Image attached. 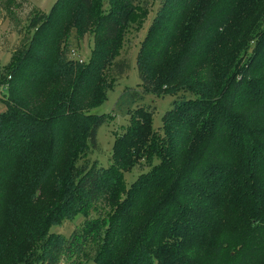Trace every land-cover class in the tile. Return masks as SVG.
<instances>
[{"label": "trees", "instance_id": "16d2710c", "mask_svg": "<svg viewBox=\"0 0 264 264\" xmlns=\"http://www.w3.org/2000/svg\"><path fill=\"white\" fill-rule=\"evenodd\" d=\"M203 1L161 0L135 56L141 90L126 88L115 102L130 120L107 166L94 155L101 152L97 129L108 114L93 112L92 102H102L127 74L130 56L118 54L131 17L149 9V0H102L106 9L96 16L95 0H55L25 28L9 16L18 39L0 112V154L8 156L7 174L17 177L0 203V264H155V258L156 264H264V0H216L207 12ZM6 2L0 11H10ZM196 15L203 16L164 79L165 85L180 82L183 92L165 110L161 134L152 125L153 106L142 100L163 92L156 62L171 58L170 48ZM160 27L162 47L154 49L148 37ZM90 29L91 56L80 61L69 38ZM233 41L247 46L249 57L227 75L212 105L219 90L213 60L223 49L232 54ZM200 59L202 79L191 74ZM63 160L68 163L60 168ZM136 160L152 163L105 228L97 230L100 220L87 217L68 235L50 231L106 205L120 164ZM49 180L58 204L42 220L30 206ZM158 242L163 259L155 257Z\"/></svg>", "mask_w": 264, "mask_h": 264}, {"label": "rangeland", "instance_id": "374dc122", "mask_svg": "<svg viewBox=\"0 0 264 264\" xmlns=\"http://www.w3.org/2000/svg\"><path fill=\"white\" fill-rule=\"evenodd\" d=\"M1 1L2 0H0V2ZM54 1L55 0H7L6 5L8 7L10 6L9 9L11 12L7 8H3V10L0 11V70L2 72V75L0 76V112L5 108L3 98L7 96L8 92L6 81L8 72L12 64L11 49L18 39L16 31H13L14 22L12 20L10 21L9 16L11 14L17 15L25 28L28 26L29 21H31L32 17H35V19L31 21L32 24H34L35 21L38 20L40 14L47 13ZM101 1L102 0H95V16L100 11H104L106 9L101 6ZM215 1L216 0H204L202 3V11L205 10V12H207L208 10H210ZM160 3L161 0H149V9L138 10L131 17V22L129 24V27L126 29L125 39L120 50L121 53L118 54V57L122 56V54L130 56V68L125 76L116 80L112 84L110 82L111 87L107 90L105 98L102 102L98 98L94 99L92 102L93 112H96L98 114H108V120L102 123L97 129L96 138L101 147V152L94 155V157L99 160V163L104 166H107L111 163L110 156L114 140L116 136L125 129L127 123L130 120L129 116L125 113L126 108L124 107L121 110H116L115 102L121 92H123L126 88L134 87L138 90H141V80L138 75L135 56L137 54V50H139L141 41L144 40L146 36L148 27L151 26L154 22L153 20ZM4 14H7L6 20L2 19V15ZM201 17L196 15L194 22H190L189 26L186 27L187 32H184L182 39L178 40L176 44L170 48L171 50L169 56L171 58H164L163 60H158L156 62V83L160 85V87L163 89V92L146 93L142 100V103H145V105L153 106L154 112L152 115V125L154 129H156L161 134L163 133L162 116L165 110L170 107L173 99L181 95L183 92L180 82H173L171 85H165L164 79L170 72L171 65L174 61L173 59H175L181 49L184 48L191 32L193 31L194 27H196V24L199 22ZM174 19L175 18L168 19V24L171 25ZM261 20L262 22H264V16L260 18L259 22ZM240 24L243 25L242 30H245L247 28L243 20L240 21ZM162 34L163 29L160 27L157 28V31H153L151 33V36L148 37L149 43L153 46L154 49L162 47V41H160L161 38H159V36H162ZM236 35L237 34L234 33V37ZM69 41L71 42V48L74 51L73 56L79 57L84 61H88L90 59L91 48L93 45L92 29H90L82 36L72 32ZM235 42L236 41H233V43ZM231 46H233L232 54L230 53V51L225 52V50L223 49L215 55V58L213 60V62L216 64V70L212 71L214 73L215 81L217 83V87H219V90L217 94L214 95L212 105L217 104V97L219 96V94L221 93V89L225 85V79L227 75L232 72L236 64L237 66L242 65L249 57L247 46L242 48L237 42ZM151 50L153 51V49ZM231 59H233V62H231ZM220 62L224 63L225 71L223 72H221L223 65L219 67ZM202 63L203 59L198 60L195 63V67L193 68V70H191V74L195 78L202 79L206 74V69H203L204 66H202ZM229 63L231 64L230 67H228ZM138 102L140 103L139 100ZM6 158L8 159V156L0 154V203H4L8 198L7 194L9 191L7 185H10V187L12 185L13 187V183L15 182L14 176L17 177V174H14V176H11V174H7V169H5L4 165V160H6ZM156 161L157 159H154V162ZM67 163L68 160H63L60 162L59 167L63 168L67 165ZM151 163V160H136V162H133L131 164H120L122 174L120 175L119 181L115 185L116 187H114L112 194L110 195V201L106 205L100 203L98 206L85 209L79 212L71 222H66L63 225L58 226H50V231L60 232L64 235H68L73 225H80L84 218L87 217H97L98 220H100L97 230L105 228L109 221L110 215L126 196L128 188L131 186L134 180H136L139 176L143 175L146 171L149 170ZM159 196L160 194H157L155 199H157ZM57 204L58 196L53 187L52 180H49L43 186L42 190H39L36 193L35 202L30 206V210L32 214L38 216L43 220L44 218H46V216L53 213ZM98 215H100V217H98ZM130 240L131 236H129L127 242H129ZM153 249L155 252V257H161L163 259L162 253L164 251V245L159 242L155 243ZM157 261L160 260L158 258H155V264ZM84 264L94 263L92 260H88Z\"/></svg>", "mask_w": 264, "mask_h": 264}, {"label": "built area", "instance_id": "2783aa9c", "mask_svg": "<svg viewBox=\"0 0 264 264\" xmlns=\"http://www.w3.org/2000/svg\"><path fill=\"white\" fill-rule=\"evenodd\" d=\"M72 54H74V52ZM79 60L82 61V59H79Z\"/></svg>", "mask_w": 264, "mask_h": 264}]
</instances>
